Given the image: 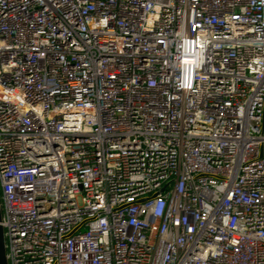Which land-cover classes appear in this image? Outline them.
I'll return each instance as SVG.
<instances>
[{
  "label": "built area",
  "instance_id": "built-area-1",
  "mask_svg": "<svg viewBox=\"0 0 264 264\" xmlns=\"http://www.w3.org/2000/svg\"><path fill=\"white\" fill-rule=\"evenodd\" d=\"M6 264H264V0H0Z\"/></svg>",
  "mask_w": 264,
  "mask_h": 264
},
{
  "label": "water",
  "instance_id": "water-1",
  "mask_svg": "<svg viewBox=\"0 0 264 264\" xmlns=\"http://www.w3.org/2000/svg\"><path fill=\"white\" fill-rule=\"evenodd\" d=\"M0 264H6L4 242H3V235H2L1 226H0Z\"/></svg>",
  "mask_w": 264,
  "mask_h": 264
}]
</instances>
